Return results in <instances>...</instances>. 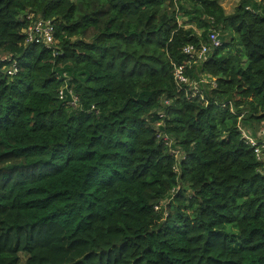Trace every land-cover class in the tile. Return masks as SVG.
<instances>
[{"label":"trees","instance_id":"1","mask_svg":"<svg viewBox=\"0 0 264 264\" xmlns=\"http://www.w3.org/2000/svg\"><path fill=\"white\" fill-rule=\"evenodd\" d=\"M39 19L49 48L25 43ZM178 65L214 80L204 100ZM246 122H264L263 0H0V264H264Z\"/></svg>","mask_w":264,"mask_h":264},{"label":"built area","instance_id":"2","mask_svg":"<svg viewBox=\"0 0 264 264\" xmlns=\"http://www.w3.org/2000/svg\"><path fill=\"white\" fill-rule=\"evenodd\" d=\"M264 5V0H263ZM25 43L26 44H43L45 47L49 48L55 44L54 38V25L49 20L39 19L35 21L25 30ZM221 46V41L216 32L211 31L208 35V42L200 44L198 48L193 45L185 46L182 51L184 54L193 61H202L207 57V54L218 47ZM186 66L178 65L173 69V78L176 85L179 88H182L190 98L198 97L201 100H204L203 93L201 90L202 85L209 84L211 87H215L214 80H209L206 77H202L198 80H191L185 73ZM62 78L64 79L63 86L59 91V99L65 100L66 96H69V100H66V104L71 107H78L79 100L78 97L70 90L67 86L68 77L66 74H63ZM229 106V110L234 114L232 105L230 102L226 103ZM224 104L223 106H225ZM241 121V116L238 117V122ZM241 130V135L244 143L252 149V152L257 161L264 163V122L261 124L256 136H250L248 131L245 134ZM167 140V137H164ZM171 143V141H169ZM176 153V152H175Z\"/></svg>","mask_w":264,"mask_h":264},{"label":"rangeland","instance_id":"3","mask_svg":"<svg viewBox=\"0 0 264 264\" xmlns=\"http://www.w3.org/2000/svg\"><path fill=\"white\" fill-rule=\"evenodd\" d=\"M239 1L240 0H220V3L225 8L224 9L225 12L230 14L234 11V8L238 5ZM179 22H180V20H179ZM242 126H243V124H242ZM244 126L246 127L247 130L246 129L243 130L244 127L243 128L241 127V128L245 134H247V131H248L250 136H253V137L256 136V133H257L256 128L258 127L256 124L246 122V125H244Z\"/></svg>","mask_w":264,"mask_h":264},{"label":"crops","instance_id":"4","mask_svg":"<svg viewBox=\"0 0 264 264\" xmlns=\"http://www.w3.org/2000/svg\"><path fill=\"white\" fill-rule=\"evenodd\" d=\"M223 6V5H222ZM224 8V7H223ZM225 9V8H224Z\"/></svg>","mask_w":264,"mask_h":264}]
</instances>
